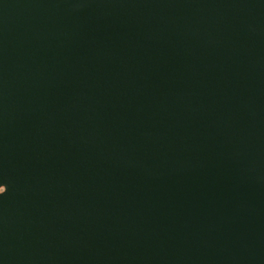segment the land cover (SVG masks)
I'll return each instance as SVG.
<instances>
[{
    "label": "water",
    "instance_id": "water-1",
    "mask_svg": "<svg viewBox=\"0 0 264 264\" xmlns=\"http://www.w3.org/2000/svg\"><path fill=\"white\" fill-rule=\"evenodd\" d=\"M0 264H264V0H0Z\"/></svg>",
    "mask_w": 264,
    "mask_h": 264
}]
</instances>
